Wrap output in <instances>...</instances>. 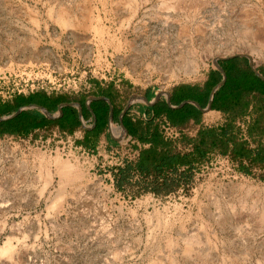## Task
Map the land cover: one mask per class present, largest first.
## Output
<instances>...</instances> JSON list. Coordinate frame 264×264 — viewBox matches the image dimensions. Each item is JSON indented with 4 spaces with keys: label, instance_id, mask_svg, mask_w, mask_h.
<instances>
[{
    "label": "rangeland",
    "instance_id": "rangeland-1",
    "mask_svg": "<svg viewBox=\"0 0 264 264\" xmlns=\"http://www.w3.org/2000/svg\"><path fill=\"white\" fill-rule=\"evenodd\" d=\"M179 2L165 9L164 0H0V98L79 96L95 83L119 86L127 100L147 89L165 94L202 83L216 59L238 54L264 76V0ZM60 10L80 26H60ZM202 62L198 74H185ZM172 71L178 78L167 77ZM246 101L255 117L264 113L263 97ZM251 122L236 125L255 149L261 140L247 135ZM177 130L175 152L189 153L182 139L199 130ZM112 134L117 146L91 151L58 133L0 140V248L9 240L16 248L0 264H264V167L245 162L247 175L216 150L189 184L156 193L136 172L121 184L117 169L142 150L117 125Z\"/></svg>",
    "mask_w": 264,
    "mask_h": 264
},
{
    "label": "crops",
    "instance_id": "crops-1",
    "mask_svg": "<svg viewBox=\"0 0 264 264\" xmlns=\"http://www.w3.org/2000/svg\"><path fill=\"white\" fill-rule=\"evenodd\" d=\"M239 62L240 59L235 58L221 63L230 68L239 66ZM242 69L244 74L246 69ZM225 74L227 76L226 72ZM218 75L222 77L217 85L219 86L223 81V75L216 69L202 83L178 84L165 94H157L147 89L141 93H134L128 100L119 86H104L99 83H95L89 92L79 96L36 91L0 98V140L39 133H58L74 140L81 149L91 151L117 146L119 143L112 134L113 125H117L120 130L123 128L126 130L123 132L128 136L129 142L135 143L140 150L147 149L150 146L140 143L138 138L129 136L125 126L138 127L139 133L145 137L148 135V130L149 132H152L154 128L160 130L162 122L169 123L165 115L155 117L157 113L163 111L164 113H192L199 117L198 122L190 119L182 130L196 128L200 131L204 128H212L207 125L208 118L215 119L219 115L229 118V115L224 113L232 112L213 109L217 93L221 90L226 94L228 92L224 89L228 76L226 83L214 96L212 93L217 86L209 94L211 78ZM256 95L259 94L253 93L251 96ZM211 100V110H209ZM246 103H248L247 108ZM233 113H245L237 118V121L241 119L244 122V119L252 118L257 112L255 105L252 102H246L245 98L242 106Z\"/></svg>",
    "mask_w": 264,
    "mask_h": 264
},
{
    "label": "trees",
    "instance_id": "trees-1",
    "mask_svg": "<svg viewBox=\"0 0 264 264\" xmlns=\"http://www.w3.org/2000/svg\"><path fill=\"white\" fill-rule=\"evenodd\" d=\"M221 66L228 76L227 84L224 86L225 91L228 92L226 94L221 90L217 93L213 109L232 112L224 113L229 115V122L219 128L212 127L200 130L196 139L183 138V144L190 145L192 148L186 154L175 152L171 140L179 137L177 129L182 130V127L190 119L198 122L199 117L192 113H164V111L157 113L155 117L165 115L170 124L162 122L160 130L158 128H154L152 132L148 130V135L145 137L139 133L138 127L125 126L129 136L138 138L140 143L150 147L140 152L137 161L126 163L124 167L117 169L118 175L116 176L120 178L122 185L131 179L133 172H136L146 184L153 186V191L156 193H160L161 190L173 185L176 187L184 186L191 182L198 165L208 158L210 152L216 150L223 155L231 156L232 160L239 162V171L247 175L250 173V169L243 164L245 162L249 163L250 167H264V128L259 130V126L264 119V113L257 117L253 116L252 122L247 126L249 138L254 139L258 136L261 140L259 146L255 149L248 148V142L239 138L242 131L237 127L236 120L245 113H233L238 107L242 106L243 99H247L253 93H257L264 98V82L257 78L249 68L243 74V69L237 65L228 68L224 63H221ZM221 80L222 77L219 75L211 78L209 94ZM247 106L248 103H246V108ZM166 128L172 129L174 135H168Z\"/></svg>",
    "mask_w": 264,
    "mask_h": 264
},
{
    "label": "bare ground",
    "instance_id": "bare-ground-1",
    "mask_svg": "<svg viewBox=\"0 0 264 264\" xmlns=\"http://www.w3.org/2000/svg\"><path fill=\"white\" fill-rule=\"evenodd\" d=\"M179 1H182V0H164V3H163V8H165V9H170V8H175V4H177V6H178V4L180 3ZM182 3V2H181ZM180 5V4H179ZM132 16H133V18H135L136 16H137V9H134V8H132ZM57 22H58V24L60 25V26H62V27H65V28H78L80 25H79V22L77 21V19H76V17H74L73 15H71L69 12H67L66 10H60L59 12H58V14H57ZM262 29V28H261ZM252 30V32H254L255 30H253V29H251ZM251 30H249V31H251ZM244 32V31H243ZM264 32V31H263ZM263 32L262 31H260L259 33L261 34V35H259V34H257L256 32H254V33H256L257 34V36L259 35V39H261V37L260 36H263V38H264V34H263ZM245 33H246V31H245ZM245 33H243V34H245ZM249 33H251V32H249ZM252 35H253V33H252ZM254 36H255V34H254ZM255 38V37H254ZM257 38V37H256ZM255 38V39H256ZM262 38V39H263ZM203 63V65L202 64H200V65H198V63L196 64H192V65H189V69L187 70V71H185V74H198L199 72H200V70L202 69V67L204 66H206L205 65V63L204 62H202ZM168 75H170V76H167L169 79H175V78H178V74L175 72V71H172V72H170ZM166 130V132H167V134L168 135H174V132H173V130L172 129H170V128H166L165 129ZM55 161V160H54ZM23 164V167L26 169V167L28 166L27 165V163L26 162H23L22 163ZM64 170H66L67 172H71L72 170H74V168L72 167V166H70L69 164H67V165H65L64 167ZM62 169V168H61ZM63 170V171H64ZM73 172V171H72ZM75 172V171H74ZM242 187H244V186H242ZM245 187H246V185H245ZM250 189H255V188H253V185H252V187H249ZM83 189H81V188H79L78 189V191L77 192H79V194H77V193H75V196L77 195V196H79V197H82L80 194H82V191ZM257 190V189H256ZM261 190V189H260ZM259 190V191H260ZM59 202H57L56 203V205L58 204ZM15 247L13 246V244H12V242H11V240H9L8 242H6L1 248H0V254L2 255V256H4V255H9L10 257H12L14 254H15ZM190 250V249H189ZM190 252V251H189ZM188 252V253H189Z\"/></svg>",
    "mask_w": 264,
    "mask_h": 264
},
{
    "label": "water",
    "instance_id": "water-1",
    "mask_svg": "<svg viewBox=\"0 0 264 264\" xmlns=\"http://www.w3.org/2000/svg\"><path fill=\"white\" fill-rule=\"evenodd\" d=\"M235 58H246V59H248L249 60V67H250L251 71L254 73V75L257 78H259L261 81L264 82V76L257 69H255V67L253 65V62H252V59H251V57L249 55L238 54V55H234L232 57L218 58V59L215 60V67H216V69L218 71H220L222 73V75H223V81H222V83L219 86H217L214 89V91L212 93L213 96L219 90V88L221 86H223L226 83V81H227V76H226L224 70L222 69V67L220 66V63L223 62V61H227V60L235 59ZM213 96H212V99H213ZM211 104H212V100H211V103H210L209 110H211ZM123 130L126 132V130L124 128H123Z\"/></svg>",
    "mask_w": 264,
    "mask_h": 264
}]
</instances>
